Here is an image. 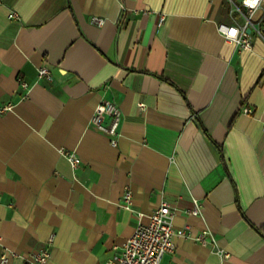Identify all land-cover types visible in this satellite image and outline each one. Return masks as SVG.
Returning a JSON list of instances; mask_svg holds the SVG:
<instances>
[{
    "label": "crops",
    "instance_id": "crops-1",
    "mask_svg": "<svg viewBox=\"0 0 264 264\" xmlns=\"http://www.w3.org/2000/svg\"><path fill=\"white\" fill-rule=\"evenodd\" d=\"M234 21L227 0H0V258L105 264L166 201L186 235L161 264H264V38L240 49ZM102 99L116 146L90 122Z\"/></svg>",
    "mask_w": 264,
    "mask_h": 264
},
{
    "label": "built area",
    "instance_id": "built-area-1",
    "mask_svg": "<svg viewBox=\"0 0 264 264\" xmlns=\"http://www.w3.org/2000/svg\"><path fill=\"white\" fill-rule=\"evenodd\" d=\"M232 6V9L239 12L243 16L241 23L233 22L231 24H220L218 30L223 25L226 28L238 29V35L235 40H231L221 31L222 36L230 43L235 44L240 49H251L252 40L250 31L254 30L257 35L264 38V29L261 28V19H254L255 12L261 7L264 0L257 6L256 9L245 7L243 0H227ZM238 9V11H237ZM13 14H10L12 16ZM91 22L100 26L104 22V18L94 15ZM37 77L40 79L51 80L52 75L46 64L39 65ZM22 88L27 87V83L20 80ZM140 109H143L144 104L140 103ZM251 109L245 108L246 112ZM120 109L111 100L102 99L95 107L90 122L94 127L109 136V142L112 146H116L120 136ZM60 153L67 159L70 167L75 171L82 162L79 155L72 150L60 148ZM131 191L126 190L122 195V206L130 210L131 207ZM191 215L199 213V205L194 200V207L187 211ZM175 207L170 203L163 201L155 207L147 217L140 212L136 213L137 222L134 226L132 234L125 240L121 249L107 260L105 264H161L162 256L167 252L174 250L175 244L173 237L175 235L182 237L186 235V227H175L173 224V216ZM205 231L198 235V239H203ZM7 251V250H5ZM4 252L0 258V264H7V255ZM224 255L226 253H223ZM49 256L47 249H42L34 254L35 262H42ZM226 256V255H225Z\"/></svg>",
    "mask_w": 264,
    "mask_h": 264
},
{
    "label": "clouds",
    "instance_id": "clouds-1",
    "mask_svg": "<svg viewBox=\"0 0 264 264\" xmlns=\"http://www.w3.org/2000/svg\"><path fill=\"white\" fill-rule=\"evenodd\" d=\"M261 3V0H243L245 7L256 9L257 6ZM238 11V9H237ZM220 31L225 34L231 40H235L238 35V29L236 28H226L225 26L220 27Z\"/></svg>",
    "mask_w": 264,
    "mask_h": 264
}]
</instances>
